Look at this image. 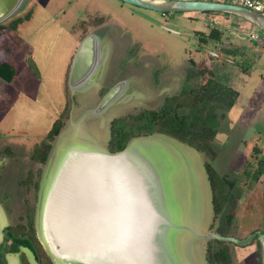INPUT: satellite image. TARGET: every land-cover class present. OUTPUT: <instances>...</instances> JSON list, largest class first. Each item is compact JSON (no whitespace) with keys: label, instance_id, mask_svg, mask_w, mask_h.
<instances>
[{"label":"rangeland","instance_id":"rangeland-1","mask_svg":"<svg viewBox=\"0 0 264 264\" xmlns=\"http://www.w3.org/2000/svg\"><path fill=\"white\" fill-rule=\"evenodd\" d=\"M18 17L14 29L0 31V59L8 55L15 68L10 82H0V207L8 210L11 225L25 227L31 221L26 227L33 228L46 264L57 263L38 234V215L60 151L83 141L112 152L108 142L113 119L139 132L144 130L138 129L140 112L198 106L197 94L209 70L217 81L236 89L238 97L218 120L211 151L203 153L158 134L175 154L167 175L168 196L176 203L177 219L196 234L210 230L240 239L264 234V171L251 188L242 175L247 163L253 172L259 159L264 161L263 29L234 20L238 18L234 15L214 25L204 12L161 13L120 0H21L16 12L0 24L6 26ZM211 28L221 32L220 39L201 43L199 37ZM251 30L257 39L250 38ZM88 33L98 37L99 64L84 84L71 87L73 57ZM120 80H126V88L106 110L84 114ZM61 115L59 133L50 141L45 161L39 162L48 142L46 133ZM206 163L215 178L223 177L225 187L239 194L235 203H228L232 197L223 206L220 200L212 201ZM36 169L38 175L22 183L28 171L35 174ZM27 206L34 208L28 219ZM26 227L19 230L27 231ZM212 240L186 231L174 245L186 264H206L209 246L220 247ZM258 242L255 236L247 245L226 242L225 247L233 264H262Z\"/></svg>","mask_w":264,"mask_h":264},{"label":"water","instance_id":"water-1","mask_svg":"<svg viewBox=\"0 0 264 264\" xmlns=\"http://www.w3.org/2000/svg\"><path fill=\"white\" fill-rule=\"evenodd\" d=\"M120 1L161 13L231 14L264 30V15L238 5L203 0ZM20 3L0 0V23ZM98 42L93 33L80 41L69 72L71 87L84 84L98 66ZM29 64L37 73L31 60ZM125 88L126 80L116 82L84 114L102 113ZM158 134L133 137L113 152L83 141L60 151L45 183L38 215V234L53 260L57 264H186L174 242L189 231L240 246L256 236L264 264V234L250 233L243 239L216 232L196 234L177 219L167 186L175 154Z\"/></svg>","mask_w":264,"mask_h":264},{"label":"trees","instance_id":"trees-1","mask_svg":"<svg viewBox=\"0 0 264 264\" xmlns=\"http://www.w3.org/2000/svg\"><path fill=\"white\" fill-rule=\"evenodd\" d=\"M203 13V12H202ZM212 13V12H204ZM20 21V18H15L5 26L0 24L1 30L14 29L15 25ZM221 32L215 28H211L207 35L200 36L199 40L201 43L206 44L207 40H219ZM5 48V47H4ZM6 49V48H5ZM1 52V49H0ZM8 57V55H7ZM7 57L0 59V78L5 82H10L15 74V68L11 60H7ZM200 72H203L200 70ZM189 89H183L184 92L189 91ZM238 97V91L228 84L221 83L214 78L213 72L209 70L208 77L206 81L201 86L197 94L198 106L189 105H176L175 108L160 107L158 110L153 111H143L136 117V119L141 120L138 124V129L142 127V131L134 132L130 131L132 128H127L122 124L119 119H113L110 124V139L109 146L111 151L121 150L129 139L142 135H149L152 133L165 134L169 137L176 139L182 143H185L197 151L206 153L211 149L212 137L217 133L216 127L218 125V120L226 116V112L234 105ZM67 107L64 108V111ZM62 126V115L52 122V125L48 132L46 133V140L48 142L45 144V154L41 157L39 162H44L47 152L50 150V141L59 133ZM45 142V141H43ZM206 169L210 178V185L212 188L213 198L212 201L215 203L217 200L221 201L223 206L230 197L228 203L233 204L237 199H239V194L234 195L231 193L232 189H227L223 183V177L215 178V173L210 167L209 163L205 164ZM250 164L247 163L246 168L242 170V175L247 177L248 188H251L255 184L261 174L264 171V161L260 158L257 167L253 172L250 171ZM28 176L25 183L27 184L28 179L31 176L38 175V169L36 173H30L28 171ZM36 181H32V186L34 189L37 188ZM219 188V189H216ZM217 207V210L219 209ZM33 206H27L25 209L24 216L28 219L32 217ZM216 211V210H215ZM231 218L230 214L225 215V219L229 222ZM27 226H31V221L27 220L25 223ZM25 225V227H26ZM24 227V228H25ZM27 228V227H26ZM28 232L33 233L32 227L27 228ZM220 247L214 248L216 246L210 245L206 252V264H233L232 258L229 256L228 251L225 247L226 242L219 241L216 239L212 240ZM260 251V243H257ZM259 253V258H260Z\"/></svg>","mask_w":264,"mask_h":264},{"label":"flooded vegetation","instance_id":"flooded-vegetation-1","mask_svg":"<svg viewBox=\"0 0 264 264\" xmlns=\"http://www.w3.org/2000/svg\"><path fill=\"white\" fill-rule=\"evenodd\" d=\"M19 228L24 226L11 225L8 210L0 207V264H46L35 233Z\"/></svg>","mask_w":264,"mask_h":264},{"label":"built area","instance_id":"built-area-1","mask_svg":"<svg viewBox=\"0 0 264 264\" xmlns=\"http://www.w3.org/2000/svg\"><path fill=\"white\" fill-rule=\"evenodd\" d=\"M203 1H211V2H217V3H225V4H232V5H238L242 6L248 9H251L255 12H258L262 15H264V0H203ZM185 15L189 16L192 13H198V12H183ZM213 14L212 18L209 19L211 24H217L220 23L222 20H224L223 15L224 13L220 12H212ZM249 23V22H248ZM250 38L257 39V35L251 30L249 33Z\"/></svg>","mask_w":264,"mask_h":264},{"label":"crops","instance_id":"crops-1","mask_svg":"<svg viewBox=\"0 0 264 264\" xmlns=\"http://www.w3.org/2000/svg\"><path fill=\"white\" fill-rule=\"evenodd\" d=\"M228 14H223V15H221L222 17H224L225 19H226V16H227ZM229 15H231V14H229ZM212 16H213V14H210V13H205V17L207 18V19H211L212 18ZM233 16V15H232ZM235 16V15H234ZM228 19H229V17H228ZM239 19H242V18H237V19H234V20H239ZM227 20V19H226ZM242 20H244V19H242ZM245 21V20H244ZM238 22V21H237ZM0 82L1 83H3V82H5L3 79H1L0 78ZM7 83V82H6ZM206 232H210V230H207V231H205L204 233H206ZM207 240V239H206Z\"/></svg>","mask_w":264,"mask_h":264}]
</instances>
